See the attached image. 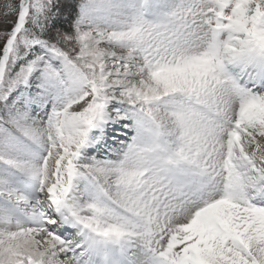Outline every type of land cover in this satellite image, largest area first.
<instances>
[{
    "label": "snow or ice",
    "instance_id": "obj_1",
    "mask_svg": "<svg viewBox=\"0 0 264 264\" xmlns=\"http://www.w3.org/2000/svg\"><path fill=\"white\" fill-rule=\"evenodd\" d=\"M0 264H264V0H0Z\"/></svg>",
    "mask_w": 264,
    "mask_h": 264
}]
</instances>
